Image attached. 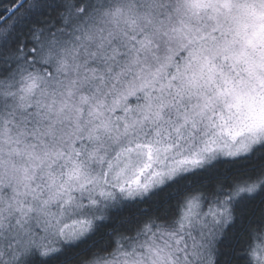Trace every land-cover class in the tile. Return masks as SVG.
I'll return each instance as SVG.
<instances>
[{
  "label": "snow or ice",
  "instance_id": "6c2138e0",
  "mask_svg": "<svg viewBox=\"0 0 264 264\" xmlns=\"http://www.w3.org/2000/svg\"><path fill=\"white\" fill-rule=\"evenodd\" d=\"M0 264H264V0H0Z\"/></svg>",
  "mask_w": 264,
  "mask_h": 264
}]
</instances>
